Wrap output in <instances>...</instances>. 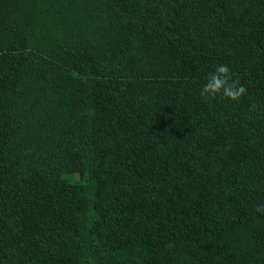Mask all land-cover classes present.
<instances>
[{
	"label": "trees",
	"instance_id": "trees-1",
	"mask_svg": "<svg viewBox=\"0 0 264 264\" xmlns=\"http://www.w3.org/2000/svg\"><path fill=\"white\" fill-rule=\"evenodd\" d=\"M258 205L264 0H0V264H264Z\"/></svg>",
	"mask_w": 264,
	"mask_h": 264
},
{
	"label": "clouds",
	"instance_id": "clouds-1",
	"mask_svg": "<svg viewBox=\"0 0 264 264\" xmlns=\"http://www.w3.org/2000/svg\"><path fill=\"white\" fill-rule=\"evenodd\" d=\"M246 88L234 79L227 65H219L209 73L207 82L200 90L202 99H216L218 96L230 102H239L246 95ZM257 212L264 213V206H257Z\"/></svg>",
	"mask_w": 264,
	"mask_h": 264
},
{
	"label": "rangeland",
	"instance_id": "rangeland-1",
	"mask_svg": "<svg viewBox=\"0 0 264 264\" xmlns=\"http://www.w3.org/2000/svg\"><path fill=\"white\" fill-rule=\"evenodd\" d=\"M64 167L65 169L68 170H75V171H80V162H79V158H77L76 156H64ZM70 193L73 196H79L81 198L85 197L87 194V188L84 185H80L79 183H75L72 184L70 186Z\"/></svg>",
	"mask_w": 264,
	"mask_h": 264
}]
</instances>
